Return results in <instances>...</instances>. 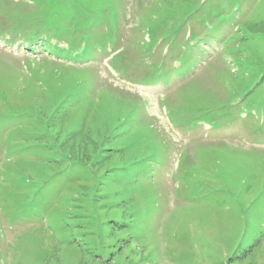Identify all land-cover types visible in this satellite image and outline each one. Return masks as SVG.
Returning <instances> with one entry per match:
<instances>
[{"label":"rangeland","instance_id":"obj_1","mask_svg":"<svg viewBox=\"0 0 264 264\" xmlns=\"http://www.w3.org/2000/svg\"><path fill=\"white\" fill-rule=\"evenodd\" d=\"M0 264H264V0H0Z\"/></svg>","mask_w":264,"mask_h":264},{"label":"trees","instance_id":"obj_2","mask_svg":"<svg viewBox=\"0 0 264 264\" xmlns=\"http://www.w3.org/2000/svg\"><path fill=\"white\" fill-rule=\"evenodd\" d=\"M120 125H121V122L119 121V122L117 123V127H121ZM116 129H117V128H115V132H116ZM111 151H113V150H111L110 148H109V149H108V148H107V149L104 148V151H103V152H111Z\"/></svg>","mask_w":264,"mask_h":264}]
</instances>
